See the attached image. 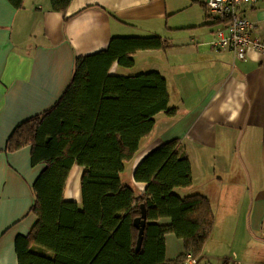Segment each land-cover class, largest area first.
<instances>
[{
  "label": "crops",
  "instance_id": "crops-1",
  "mask_svg": "<svg viewBox=\"0 0 264 264\" xmlns=\"http://www.w3.org/2000/svg\"><path fill=\"white\" fill-rule=\"evenodd\" d=\"M14 1L0 0V264H19L16 240L37 223L33 186L45 169L33 164L31 146L7 152L10 137L55 106L78 59L107 51L114 38L152 36L169 47L139 51L132 69L111 70L119 76L158 72L169 92L170 111L155 117L129 177L152 151L176 143L190 161L192 185L175 193L207 198L215 215L197 264H264V56L251 51L238 60L215 50L223 25L209 19L207 0H72L65 13L53 11L51 0ZM244 11L264 42V0ZM83 172L72 168L66 201L81 205ZM207 177L215 197L210 189L197 191ZM134 185L139 193L147 187ZM184 253L183 239L165 235L167 262Z\"/></svg>",
  "mask_w": 264,
  "mask_h": 264
},
{
  "label": "trees",
  "instance_id": "trees-1",
  "mask_svg": "<svg viewBox=\"0 0 264 264\" xmlns=\"http://www.w3.org/2000/svg\"><path fill=\"white\" fill-rule=\"evenodd\" d=\"M71 2L51 0L52 10L65 13ZM168 47L159 36L114 38L107 51L76 61L52 109L16 128L7 152L31 146L33 164L45 165L33 186L37 223L16 240L19 264H185L188 255L203 256L215 215L207 198L175 193L192 185L190 161L176 143L152 151L136 168L133 180L147 185L144 193L129 177L155 117L170 111L166 79L158 72L111 74L115 65L132 69L139 51ZM75 165L84 168L81 205L64 199ZM143 205L147 225L138 251L135 220ZM161 219L171 223L159 225ZM167 234L185 243V253L170 262Z\"/></svg>",
  "mask_w": 264,
  "mask_h": 264
},
{
  "label": "built area",
  "instance_id": "built-area-1",
  "mask_svg": "<svg viewBox=\"0 0 264 264\" xmlns=\"http://www.w3.org/2000/svg\"><path fill=\"white\" fill-rule=\"evenodd\" d=\"M260 1L262 0H207L209 19L223 25L212 42L215 50H229L238 60H246L251 51L264 56V42L254 35V23L244 11V8L253 7ZM197 263V259L188 255L185 264Z\"/></svg>",
  "mask_w": 264,
  "mask_h": 264
},
{
  "label": "water",
  "instance_id": "water-1",
  "mask_svg": "<svg viewBox=\"0 0 264 264\" xmlns=\"http://www.w3.org/2000/svg\"><path fill=\"white\" fill-rule=\"evenodd\" d=\"M147 225V211L145 205L142 206L141 216L135 220V227L137 228L138 241H137V250L141 249L144 240L145 228Z\"/></svg>",
  "mask_w": 264,
  "mask_h": 264
},
{
  "label": "rangeland",
  "instance_id": "rangeland-1",
  "mask_svg": "<svg viewBox=\"0 0 264 264\" xmlns=\"http://www.w3.org/2000/svg\"><path fill=\"white\" fill-rule=\"evenodd\" d=\"M73 179H74V178H73ZM208 183H209V177L204 178V179L202 180V182L199 183V186L197 187V191H200V192L203 193V190H202V189H204V188H206V189H210V192H209V193L211 194L212 197H215L216 194H215L214 190L210 188V186H209ZM215 208H216V211H217V200H215Z\"/></svg>",
  "mask_w": 264,
  "mask_h": 264
}]
</instances>
